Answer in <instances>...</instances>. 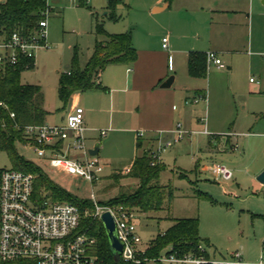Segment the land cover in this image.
Returning a JSON list of instances; mask_svg holds the SVG:
<instances>
[{
  "label": "rangeland",
  "instance_id": "1",
  "mask_svg": "<svg viewBox=\"0 0 264 264\" xmlns=\"http://www.w3.org/2000/svg\"><path fill=\"white\" fill-rule=\"evenodd\" d=\"M123 1L128 7L119 4L116 13L120 17L113 20L103 15L107 10L106 0H48L50 6L54 7L47 18L49 47L35 53V66L22 70L20 79L23 83L42 87L45 105L50 111L47 116L49 122L61 120L67 109V104L64 105L58 96L59 75L69 69L74 53L79 65L83 66L91 55L95 42L105 37L97 32V22L102 23L107 32L131 29L132 40L138 50L144 45H150L147 44L150 42L156 45L171 29L178 28L179 20L184 24L180 31L185 35H192L198 28H202L201 25L198 26L197 19L194 20L197 15L189 3L186 10L184 4L171 0L167 9L154 12V0ZM250 1L253 3L252 21L247 19L245 22H237V50L222 59L231 68L219 69L209 64L208 77L199 78L193 86L204 88L206 99L187 105L189 111L186 119L178 117L183 113L182 96L185 94L180 89L181 86L176 89L174 99L168 102V108L173 105L176 118L187 126L188 134L160 151L157 158L163 164L159 182L173 188V198L157 211L141 212L133 209L142 238L139 247H144L153 236L162 232L172 218L197 216L199 233L207 239L203 245L210 259L230 260L231 253L238 251L242 254L243 261L256 262L261 253L264 255V194L260 189L255 190L253 184L257 175H254L256 164L264 160V2L237 0L249 18ZM204 30L205 33L208 32L205 26ZM172 64L179 75L178 83L187 85L185 68L181 69L177 57L172 56ZM250 78L259 80L260 85L253 86ZM79 92L83 106L94 103L97 96L93 92L105 94L102 87ZM201 119L205 120L204 124L211 135L199 132L204 126ZM228 131L237 133L230 137V142L231 139L234 142L237 140V148L233 151L229 146L227 149L208 152V138L218 135L224 143ZM87 145L92 144L87 141ZM242 147L244 154L235 155ZM16 149L78 198L91 199L93 194L96 200L108 201L121 192L132 191L138 184L136 178L125 176L122 170L115 171L112 176L89 182L51 167L47 158L39 156L32 147L16 143ZM151 149L153 147L148 150ZM212 161L229 166L232 178L224 181L219 176L216 177L210 167L202 169L204 164H211L209 162ZM127 162L128 160L117 158L111 167H105L106 171L114 166L122 169ZM9 167L11 162L7 153L0 150V168ZM197 191L202 193L200 197L197 196ZM80 210L82 216L90 212V209ZM163 262L192 264L160 260V263ZM147 264L155 262L150 260Z\"/></svg>",
  "mask_w": 264,
  "mask_h": 264
},
{
  "label": "built area",
  "instance_id": "2",
  "mask_svg": "<svg viewBox=\"0 0 264 264\" xmlns=\"http://www.w3.org/2000/svg\"><path fill=\"white\" fill-rule=\"evenodd\" d=\"M2 2L4 0H0V4ZM50 12L51 6L45 0L43 17L36 26L28 31L14 29L7 36L0 34V69L19 64L29 68L35 53L49 47L47 18ZM162 46L167 47V36L162 38ZM206 58L208 63L225 67L215 51H208ZM83 114V107L75 105L66 114L64 123L25 125L23 132L31 141L24 146L32 147L39 156L46 157L51 167L94 182L100 179L103 165L96 154L89 152L83 133ZM10 116L13 117L14 113L10 112ZM172 132L174 135L170 140L159 141L156 148L149 150L153 158L157 159L160 151L188 133L181 123H177ZM104 134L105 130H100V135ZM66 139L68 144L65 147L58 146V142ZM71 151L78 154L71 155ZM209 167L224 181L232 178V169L222 162H213ZM33 185L34 174L30 172L12 167L0 170V264H14L20 260L32 264H95L94 256L89 253L95 238L76 232L82 218L80 208L69 201H55L49 197L39 199L33 194ZM259 186L260 192L264 194V182L259 183ZM91 200L93 207L86 215L99 219L102 212L109 211L114 218L118 238L123 242L120 259L124 262H140L144 248L139 247L141 236L137 231L133 209L100 203L93 194ZM160 260L217 263L202 256L177 258L169 255L161 256ZM222 263L264 264V259L261 256L256 262H246L240 258V252L235 251L233 259Z\"/></svg>",
  "mask_w": 264,
  "mask_h": 264
},
{
  "label": "trees",
  "instance_id": "3",
  "mask_svg": "<svg viewBox=\"0 0 264 264\" xmlns=\"http://www.w3.org/2000/svg\"><path fill=\"white\" fill-rule=\"evenodd\" d=\"M107 14L110 19L117 20V6L123 0H106ZM45 0H4L0 4V34L7 36L14 29L28 31L36 26L43 17ZM97 32L105 37L95 42L91 55L83 66H80L76 53L73 54L69 69L58 78V96L64 105L71 94L100 87V74L110 64H132L137 58V50L132 43L131 31L109 33L102 23L97 22ZM188 73L193 76L206 74V54L191 51L188 55ZM33 63L31 62V68ZM23 64L0 69V150L5 151L14 169L34 174L33 194L41 199L50 197L55 201H69L80 209L93 207L89 198H78L51 179L38 164L19 154L16 143L25 144L31 141L25 136L23 127L28 124H42L48 111L44 107L43 92L38 84L23 83L20 79ZM10 112L14 116H10ZM2 168H0L1 170ZM162 162L153 158L149 150L135 156L125 176L138 180L136 187L108 201L100 203L118 204L128 209L141 212L157 211L173 198V188L159 182ZM202 193L197 191V196ZM95 238L89 248L94 256L95 264H147L153 260L160 263L161 256L173 255L177 258L185 256H202L208 258L203 243L207 242L199 233L197 216L172 218V223L162 232L153 236L144 248L140 262H124L120 258L114 260L109 248L108 239L100 219L91 215L82 216L76 230ZM14 264H32L24 260ZM205 264H224L207 262Z\"/></svg>",
  "mask_w": 264,
  "mask_h": 264
},
{
  "label": "crops",
  "instance_id": "4",
  "mask_svg": "<svg viewBox=\"0 0 264 264\" xmlns=\"http://www.w3.org/2000/svg\"><path fill=\"white\" fill-rule=\"evenodd\" d=\"M173 1L184 4L183 6L186 10L188 9V7H186L187 3L191 4L193 12L197 15V18H194V20L196 21L197 19L198 26L200 27L201 25L202 27L201 30L198 28V31L194 34L189 36L185 35V33L180 31L181 28H184V24L179 20L178 28L171 29L167 33L166 48L162 46V38L165 36H163L156 45H152V42H150L147 43L150 45H144L145 47H141V50L137 49L132 40V43L137 50L136 60L129 65L115 63L107 65L103 69L99 80L101 84L100 87L105 90V94H100L101 92H93L97 96V98L94 99L95 106L92 102L90 105H81V94L79 91H75L71 94L69 101L66 103L67 109L61 117V120L49 122L47 116L50 111L45 105L44 91L40 86L43 92L44 107L48 111L45 123H64L66 114L75 105L83 107V133L86 144L87 141L92 144L91 146L87 145L89 148H92L95 144L99 145L96 156L103 165V170L105 171H102L103 173L99 180L105 176H112L117 170H122L123 173H126L135 156L142 154V152L147 151L149 148H156L155 146L158 145L159 141L164 142L170 140L174 135L172 129L177 123H181L182 127L187 130V126L176 118L173 112L174 106L172 105L171 108H168V102L174 99L176 89L181 86L180 89H182L185 94L182 96L183 113H180L178 117L186 119L187 112L189 111L187 105H194L200 100L204 101L206 99V90L201 87L193 86L199 78L208 77V65L211 64L208 63L206 58V74L204 76L190 75L188 73L187 63L189 53L191 51H198L206 54L208 51H215L221 60L224 56H231V52L237 50V36L235 30L237 22H245L247 19L252 21V1H250L248 7L251 13L250 18L249 15H245L241 3L237 2V0ZM171 2V0H154L152 3V11H163L170 6ZM120 4H124L126 8L128 7V4L124 1ZM53 9L54 7H51V10ZM106 14L107 10L104 11V17H107ZM204 26L208 28L207 33H205ZM128 30L131 31L132 36V30ZM172 56L178 58V64L181 69L185 68V75L188 77L187 85H180L178 83L179 75L175 70V67H173ZM35 61L36 57L34 58L32 67L35 66ZM214 66L217 67L216 65ZM217 68L230 69L231 66L225 64L224 68ZM171 71H173V74H171ZM170 75L173 76L171 85L169 87H161L160 84ZM250 79L249 81L252 82L253 86L260 85L259 80L256 81ZM200 95H202V97L198 98ZM196 98L197 100L194 101ZM201 121L204 124L205 120L201 119ZM98 126L101 127L98 128ZM102 129L105 130L104 135H100V130ZM199 132H202L205 135L212 134L208 130L206 124H204L202 130ZM244 134L249 135L250 133ZM232 135H237V133L228 131L224 143L221 142L218 135L208 138L206 144L208 152L211 150L220 151V149H227L229 146H231L229 148L234 151L237 148V140L234 142V140L232 141L231 139L230 142V137L232 138ZM57 144L58 146L62 145L65 147L68 144V140L66 139ZM70 153L71 155L78 154V152L76 153L74 151H71ZM235 153V155H243L244 148L242 147L241 151ZM117 158L128 160V162L122 169L114 166L110 171H106L105 167H111L112 162ZM209 166L210 164L208 163L204 164L202 169L206 170ZM263 169L264 160L257 162L254 169V175H258ZM253 184L255 190L259 189L260 186L256 177L253 180ZM171 223L172 221H170L169 225ZM169 225H167L166 228ZM137 231L139 233L138 227ZM147 244L148 243L141 248H145ZM233 253H231V259H233ZM261 256H264L263 253H261L260 257ZM240 258L242 259L241 253ZM209 260L216 261L217 263L229 261L210 258Z\"/></svg>",
  "mask_w": 264,
  "mask_h": 264
},
{
  "label": "water",
  "instance_id": "5",
  "mask_svg": "<svg viewBox=\"0 0 264 264\" xmlns=\"http://www.w3.org/2000/svg\"><path fill=\"white\" fill-rule=\"evenodd\" d=\"M264 2V1H263ZM173 80V76L170 75L166 80H164L160 86L161 87H169L171 85V82ZM98 144H95L92 148L89 149L90 154H97L98 152ZM256 180L259 183L264 182V169L256 176ZM100 221L104 227L109 248L112 251L114 260H119L120 255L123 251V242L118 238L117 232H116V226L115 221L112 216V214L109 211H104L100 215Z\"/></svg>",
  "mask_w": 264,
  "mask_h": 264
}]
</instances>
